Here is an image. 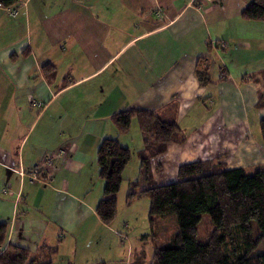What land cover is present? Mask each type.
Wrapping results in <instances>:
<instances>
[{
    "label": "crops",
    "instance_id": "crops-1",
    "mask_svg": "<svg viewBox=\"0 0 264 264\" xmlns=\"http://www.w3.org/2000/svg\"><path fill=\"white\" fill-rule=\"evenodd\" d=\"M248 1L22 0L0 6V222L7 224L6 243L40 258L41 243L57 245L52 264L103 263L101 237L90 248L105 223L95 212L103 194L88 198L82 180L57 174L97 164L101 140L110 132L120 141L127 133L100 112L107 101L119 109L155 110L186 133L183 143L168 144L150 161L153 180L163 170L174 179L180 164L198 159L223 157L226 168L247 173L264 164L259 128L264 106L255 107L264 89V20L240 17ZM216 40L222 48L208 46ZM201 58H207L213 80L208 85L195 75ZM12 97L15 105L40 107L19 133L11 128ZM43 116L28 143L34 121ZM101 121L108 122L103 129ZM139 139L136 145L121 144L138 157L141 132ZM47 154L53 155L50 162ZM14 166L25 172L39 166L45 180L25 176L16 185L8 172ZM20 202L24 207L18 211ZM89 218L97 226L87 233L89 246L75 250L79 238L72 227L85 226ZM121 255L131 263L127 252Z\"/></svg>",
    "mask_w": 264,
    "mask_h": 264
},
{
    "label": "trees",
    "instance_id": "trees-1",
    "mask_svg": "<svg viewBox=\"0 0 264 264\" xmlns=\"http://www.w3.org/2000/svg\"><path fill=\"white\" fill-rule=\"evenodd\" d=\"M22 0H0V6L9 7ZM9 14V13H8ZM240 17L247 21L264 20V0H249ZM222 41L208 46L222 48ZM195 75L201 85L213 82L208 73L207 58L199 59ZM256 75L244 76L245 81ZM264 106V89L257 93L256 108ZM136 118L142 135L138 151L142 183H130L127 200L146 194L150 198L149 224L156 234L159 222L166 217L176 221V231L162 245L154 246L153 264H264V252H252L264 239V164L247 173L241 167L226 168L223 157L194 160L177 168L174 181L153 184L150 161L163 155L170 143L181 144L186 133L175 122L159 116L150 109H123L112 115V123L120 133L129 130ZM260 137L264 140V118L259 122ZM131 159V151L117 138H103L97 148L98 175L103 181L102 198L95 212L105 223L116 212V194L122 181V172ZM160 169V164L154 166ZM208 214L212 231L207 240L199 241L197 225L202 215ZM7 224L0 222V264H52L57 245L41 243L45 250L39 253L7 242ZM37 250V251H38ZM129 264H143L144 254L139 252ZM102 264V263H100Z\"/></svg>",
    "mask_w": 264,
    "mask_h": 264
},
{
    "label": "rangeland",
    "instance_id": "rangeland-1",
    "mask_svg": "<svg viewBox=\"0 0 264 264\" xmlns=\"http://www.w3.org/2000/svg\"><path fill=\"white\" fill-rule=\"evenodd\" d=\"M230 66L231 65H229L228 67ZM15 103H16L15 98L12 97V104L14 106L12 109L13 122L11 123V128L13 133H19L24 127H26V125L28 124L27 122L30 123L32 118L36 116V112L39 111L40 107L31 104L15 105ZM115 104L117 103L115 102L111 104L109 101H107L104 108L100 109V112L105 116H107V120L112 121L111 119L112 115L124 109L123 107L122 109L116 108ZM49 112L52 113V110H49ZM43 119L44 116L40 118L39 121L38 119L34 121L31 129L28 132L29 135L33 131L30 135L28 143L32 141L37 131L42 127ZM107 124L108 122L101 121L98 127L99 128L102 127L103 129L104 126H106ZM79 126L84 131H85L84 128L88 129L89 127L88 125H85L84 127L83 124ZM53 128H56V126H53ZM102 129L99 132L100 134L102 133ZM109 134L110 135L112 134L110 137L118 138L116 133L109 132ZM139 134L140 132L136 118H133L129 130L123 136L121 135L120 141L119 140L118 141L122 144H127V142L131 140L132 144L136 145L140 141ZM81 142L84 143L83 140ZM130 146L132 147L133 145L130 144ZM52 157L53 155L47 154L44 158L49 159ZM138 163L139 160L137 154L133 150L131 159L127 164L129 166L126 170L122 172V181L120 184V188L116 194V212L110 222L104 223V226L102 227L101 226L97 227L89 218L85 222L86 227L85 226L72 227V234L77 233L78 235H74V236L79 238V240L78 239L76 240L77 245H75L76 246L75 250H78L81 245H84L85 247L89 246L88 243L90 242V240L87 239V233L92 228V226H95L94 228L96 227L98 228L97 234L99 233V236L96 234L95 239H91L90 248L91 245L94 244V240L102 239V242L99 245V247L102 249L100 251H103L102 260L105 261V262L101 261L103 262L102 264H129V263H124L125 259L121 255L122 252H124L125 254L127 252V255L130 258V260H135L136 259L135 256H137L138 253L141 251L144 254L143 264H153L152 256H153L154 246L156 244L158 245L164 244L169 239V237L176 231L177 226H176V221L173 217H166L159 222V225L156 228L157 229L156 234H153L151 232L149 218H148L149 204H150L149 196L146 194H140L133 197L129 201L127 200V194L129 191V181L132 180L131 182H134L138 177V179L142 183L141 180L142 175H140ZM19 170L20 169L16 166H14V168L8 169L9 175H12L13 179H15L16 181L15 184L18 181H20L19 178H22V176H20L19 174ZM251 172L248 171V173ZM58 176L61 177L63 176L65 177L66 180L67 179L82 180L83 184L81 187V191H86V193L88 194V198H92L94 195L96 198L99 194L102 193L103 181L98 175V166L95 161L94 162L90 161L86 167H83L82 170H77L74 174L72 173V171H68L63 173L62 175L57 174V177ZM128 178H130V180ZM173 178L175 179L176 177ZM174 179H170L169 172L163 170L162 172H160V175L157 176V179L153 180V184H157V183L160 184L161 182L163 183L170 182ZM39 180H45V179L41 177L39 174ZM10 183L12 184L11 180ZM143 184L144 183H142L141 186H144ZM11 190H13V187H11ZM23 207H24L23 203L20 202L18 204L17 210L19 211ZM211 231H212V223L210 216L208 214H204L202 215L201 220L197 225L198 240L199 241L207 240L209 235L211 234ZM72 240H71V246L73 247L74 242ZM262 252H264V239L259 242L256 249L252 252V254L262 253ZM121 258H123L122 259L123 261H121ZM62 264H66V263H62ZM72 264H88V263H72ZM91 264H100V263H91Z\"/></svg>",
    "mask_w": 264,
    "mask_h": 264
},
{
    "label": "built area",
    "instance_id": "built-area-1",
    "mask_svg": "<svg viewBox=\"0 0 264 264\" xmlns=\"http://www.w3.org/2000/svg\"><path fill=\"white\" fill-rule=\"evenodd\" d=\"M9 15H15V11H9L8 12ZM156 14L158 15H161L162 14V11L160 10V8H156ZM47 161L50 162L51 158L49 159H46ZM39 166H34L30 171L28 172H25L23 171L22 169L19 170V174L20 176H28L30 181H34V180H39V173H40V170H39ZM1 191L3 193L7 192V188H2Z\"/></svg>",
    "mask_w": 264,
    "mask_h": 264
}]
</instances>
